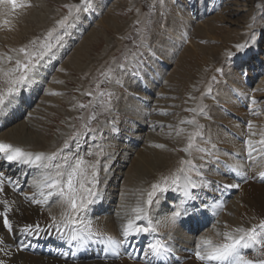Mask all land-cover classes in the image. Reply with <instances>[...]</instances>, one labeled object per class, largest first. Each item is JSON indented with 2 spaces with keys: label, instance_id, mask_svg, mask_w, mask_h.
Listing matches in <instances>:
<instances>
[{
  "label": "rangeland",
  "instance_id": "374dc122",
  "mask_svg": "<svg viewBox=\"0 0 264 264\" xmlns=\"http://www.w3.org/2000/svg\"><path fill=\"white\" fill-rule=\"evenodd\" d=\"M42 1L43 0H31V7L33 6L32 8L34 9H40L39 5ZM44 1H46V4L50 9V21L46 29L42 31L41 22H35L34 26L32 27V30L34 31L32 38L30 40H27V43L22 44L21 46L20 41V43H16V46H28L29 48H32L33 45L31 44V41H33V39L39 38V40H42L47 31L53 26H55L56 21L61 19L64 15H67L68 9L65 7V5L77 3L74 1L72 2L70 0ZM98 2H103L104 6H106L103 12L98 9ZM92 3L95 6V10L97 9L99 12L98 20L92 28L101 31L102 34L95 37L96 40L94 44H91V48L89 49L87 55L79 59V67L74 65L72 68L69 66L66 67L62 65H64L65 60L68 56H72L73 53L75 55L77 51H79L80 47L82 46L80 43L87 36H83L84 38L82 37L83 39L81 41L79 39L76 45H74L73 41L70 42V39L72 38L70 37V34L71 30L73 29L72 23L71 27H69L66 31L61 29L55 34L59 35L61 39L58 43L55 41V39L53 40V43L56 46L52 49V54L50 55V57H46L45 62H42L41 66L39 67V70H43L42 73L50 69L49 72L50 74L52 73L51 76L53 77V79H49L48 76H46L45 81H41L44 77L40 79L37 78L38 76H35V82H40L39 84H37V86H42L40 93L38 92V94H40V97L31 107V110L28 112V114L26 116H23V119H21V121L27 120L28 118H32V115L29 116V114L33 112L34 109H40L43 107V109L41 110V115L38 116L36 114L35 117L38 116L39 120L42 121L40 123L41 128L43 132L50 138V140H53V138H57L58 136H62V138H65L66 140L69 139V137L74 136L76 133H83L78 140L70 141L68 151H72L74 155L83 156L87 162H89L90 159L89 163H94V161L96 162L97 160H99L100 168L102 167V172H104L103 169L107 167L108 160L106 161L104 159H100L98 156L96 157L97 152L103 150L104 154L105 151H107L108 149H112V151L115 153L117 149H119L120 151H124L125 149L126 152L130 150V153L132 154L129 159H127V157L125 159L124 156L122 157V163H126V167L123 166L122 170L126 171L128 165L133 162L134 157L138 154V150H140L136 146H129L131 144V141L133 142L136 139L134 138L136 135H132L133 133H135L136 125L138 126L140 124L139 122H137L138 115L131 114L133 115L131 116L129 113H127L125 107H127V103H133V101H137V104L139 103L137 105L139 108H141L143 104L148 103L147 108L151 109V111L149 112L148 117L149 126H145V128L146 132H148V135L152 134L153 137L156 135V138H153V142L156 139L153 144L155 148L165 147L167 149H170L177 157L180 158V161L191 159L196 166V168L193 169L191 176L193 181L199 184L200 187L196 189H190L191 195H195L193 196L195 197V199H189L187 201L190 203V205H192L193 203L194 205H197L199 209L201 207L205 208L204 205L212 207L215 204L220 205L223 202L225 203L224 208L227 209V207L230 206L232 201L236 199V196L241 193V187L245 188L250 184L263 183L264 181L262 182L261 180H259V175H256L257 172L255 174L254 171L248 169L245 175H238L236 172H234V174H232L233 179L236 180L234 182H237L238 177V182H240L241 185L238 188H232L230 190H227L228 188L224 187L225 183L223 181H220V177L218 175H214V169L217 166L220 167L223 165L230 164V159L226 157L222 158L220 155L224 153L220 152V150H218L216 153V150L212 148L214 147V145L210 137H212V135L214 136L215 134L211 132V128H208V125L211 121L215 124L214 126L216 127L214 128L212 126V128L216 134L219 131H224L221 125L225 128V124L221 122H224L225 120H221V118L226 119L227 116L225 113L222 112L220 119L217 118L216 114H212L213 119H210L208 116L211 115L214 109L213 106L216 104V101H214L215 99L212 98L210 102L212 104L211 105L208 102L210 100H205L204 97L207 94V96L209 97L220 98L222 101H224L222 99L223 95H221L222 93L219 94L218 89L220 88V85L222 83L227 84L225 83L226 79H224L225 74L232 65H235V68H231V73L236 75V70H239L240 72H242V75H245L246 73L244 72V70L256 68V71L259 70V73L257 71V82L259 81L258 86H260L261 89L260 91L257 90V93L255 94H252L253 91H250L249 97L255 98L257 96V101L253 103V101H251L250 99L241 98L242 95L240 91L239 93H236L238 91L235 90V93L237 94L236 96L238 97L235 98L236 100H231L230 103L236 102V104L239 105V103L237 102L241 101L243 107L247 109V111H244L245 114H247L248 112L247 115L250 117L249 119L251 120V115L253 114V112H256V114L262 117L258 124L263 123L264 125V73L261 69V67H264V63L263 60L259 58L260 55L264 56V54L252 52L248 56V58H242L238 55V50L235 47L241 42L245 43L243 40H245L246 38L248 39V37L253 34V30H255V28L258 26L260 27V25L264 21V0H219L217 7L213 9L214 12L210 15H217L219 12L221 14H218L219 20H217V25L220 27V31L217 33L218 37L214 36L213 34H211L210 36H206L197 33L193 36V34H191L192 32H190L189 29L191 31H194V28L197 26L194 27V24L191 23L188 24L189 29H185V26L179 25L181 28H183L182 32L179 31L180 29H176V25L174 24L173 28L169 29V31L174 30V33H165L168 30L167 27L169 26L170 28L169 24H173V22L177 21V23H180L183 21V18L186 17V15L184 16L183 13H185L186 10H193L195 8L194 4L198 6L201 3L211 4L209 0H91V4ZM107 12H109V14L113 16V19L116 18L117 22H111L107 24L101 22L104 18V14ZM15 13L13 14L16 18L22 16L20 14ZM93 13L94 10L81 11L78 16L88 17L92 16ZM54 15L56 16L53 17ZM196 18L197 17H194L192 19H195L194 21L196 24L203 26L202 24L205 22H202L201 20ZM214 19H216V17ZM89 20L92 21L93 18L91 17L89 18ZM169 20L171 21L170 23H168ZM187 22L189 23V21ZM118 24L126 26V30L125 28H122L118 33L116 31V27L112 26ZM238 24H240V26ZM248 25H253V29H245V27H247ZM236 32L238 33L237 37L243 36L241 40L229 43L223 41L232 33ZM161 33H165L164 35L166 36V38H168L167 41L169 43L173 42V45H171L170 47L168 46L166 48H168V50H171L174 46V49L172 51H174L175 55H177V60H171L167 56L164 57L165 53L160 51V46L158 45L159 40L161 39ZM39 40L37 41V45L39 44ZM198 44L206 47L223 46L222 50L220 51L221 60L218 59V63H221L224 54H226L227 52L228 54L233 53L234 55L230 56V58H226V60H224L220 64V66L213 64L216 66L215 68L210 66V64L213 63L214 59L210 58L208 60V62H210L205 63L204 61L198 60L204 57V55H198V57L196 56L194 59L184 61L183 68L180 69L179 67L180 71H182V75L176 74L178 69L172 68L173 66L170 65L171 61L176 63L175 65L177 66V62L182 56L185 47L187 48V51L189 50V48L191 50H195ZM181 46L182 48L179 49V47ZM260 49L264 51V44L262 46L257 43L255 50L259 51ZM7 50L8 51L0 50L1 59H5V54H11V56L17 55V53H15V51L8 46ZM211 51L212 50H209V52ZM133 53H136L135 57H133ZM58 57L60 61L56 63ZM232 57L235 58L233 59ZM14 63L15 61L13 60L11 66L14 65ZM121 63L125 64L126 69L122 70L117 67ZM255 63L257 64V66L255 65ZM5 67L8 68L6 64ZM109 68L113 70L111 76H103L102 73L106 72ZM218 68L222 69V71L217 72L216 69ZM164 69L169 70V72L171 71V75H173V72L176 70V75L174 74L173 78H169L171 75H168L165 77H168L167 80H164L163 74L161 73L162 79H160V81L158 82L156 75H158V73L160 72L165 71ZM203 70L208 72H211L210 70H212V72L215 74L214 76H210L212 78L215 77V80L211 78L212 83H209V86L206 88H204L202 82H200V80L204 81L205 79L200 76V72ZM143 71L145 73H143ZM232 74H229L230 79H232ZM234 79L235 78H233L232 81H234L233 83L236 85ZM116 80H119L120 82L116 83ZM134 80L140 81L143 86V90L141 86L136 87L135 83L133 84ZM49 85H53L52 88ZM155 86L157 89L155 88ZM209 87H211L210 93L208 92ZM255 88H253V90H255ZM147 89H154V94L147 93L146 95L141 96V94H144L143 91ZM249 90L251 89L249 88ZM88 92H91L92 95H87L86 93ZM101 92H103L104 95H100ZM108 93L112 94L111 97H109ZM150 96H152V101L150 100ZM46 98L49 100H46ZM24 99L22 100V102L24 101L26 103ZM148 99L150 101H148ZM109 101L110 107L108 104ZM227 101L228 100H225L221 103L219 102L221 106L219 108H230ZM12 104H15V101ZM81 104L86 105V107H79V105ZM122 105L124 106V108ZM201 105L206 106L203 113H200L199 111ZM9 106L7 108L8 110H11L12 108H9ZM188 109H196V111H188ZM141 110L143 111L142 108ZM93 114L96 115V118L89 120V117ZM241 114H243V112H241ZM205 116L208 117L206 121L203 120ZM193 118L196 121L195 124L187 123V121H190ZM215 118L218 122H220L218 125L216 123ZM182 121H184V123H182ZM84 125H87V127L90 129H96V131L89 132L87 131V129L84 128ZM159 128L162 130L166 128L168 138L161 137V135H158V133H156L159 132ZM138 129L143 131L142 128ZM197 131L201 132L202 135L195 137L193 148L191 149V154L184 152L183 149L188 145L189 136ZM149 132L151 134H149ZM144 135L145 136H143V138L146 137V140H148V135ZM181 135L183 137H181ZM184 137L185 139L183 140ZM216 138L213 139L219 140L222 137L219 136ZM228 138L231 141L234 140L229 135ZM83 139L86 141L84 142ZM160 139H163L161 140L162 142L160 141ZM229 139L227 140L229 141ZM223 141H225V139ZM77 143L78 145L76 146ZM157 145H163L164 147H156ZM223 146L228 149H232L233 147L231 145L229 146L226 141L224 145L222 144L220 146V148H222ZM198 149L203 150L201 151ZM245 151L246 150H244V152ZM81 152H83L84 154L80 155ZM89 152H92L93 154L88 155ZM72 153L68 154V157L72 156ZM116 155L118 159L121 158L119 156L121 155V153L119 154V152H117ZM55 163L57 162L55 161ZM118 163L119 160L116 162L114 161L111 166L108 167V170L112 169L115 171H119ZM246 163L249 164L250 160H247ZM4 164L10 165L7 162H4ZM180 166L181 165L179 162V167ZM53 169L56 171L55 168H52L50 170ZM55 171L50 172L54 174ZM197 171L199 172V175L197 174ZM260 172H262V170ZM111 175L114 176L113 174ZM251 175H255L257 180L249 182ZM19 176L20 173L16 174V177ZM104 177V174H99L100 180ZM122 178H124L125 181L126 176L123 177L122 175ZM112 182L116 181L112 180ZM112 182L109 181V184H111ZM120 183H122L120 180L117 181V185L122 186V195H125L127 190L124 189V184L122 185ZM103 184L104 183L102 181L99 182V184L97 185V191L103 189L104 191L107 190V193L110 194L113 191L112 189H114V184L110 185V187L108 184V186L104 187ZM145 193H147L146 187L142 189L139 196H136V198H139L138 200H136V203H138V201H140L141 204L143 203V201L147 198V195ZM166 194L168 196V201L172 204L166 205L167 210H165L164 216H171V213L176 210L175 206L178 205L180 203V200L184 199V197L183 193L177 192L175 190H169L164 194L158 193V196ZM108 203L105 202V204L103 205L108 206ZM156 203L157 202L150 206L148 211H151L156 205ZM54 204H56L55 201L51 205L53 206ZM103 215L104 214L98 213V216L102 217ZM216 219H218V217ZM218 220H216L217 223H219ZM216 221L215 219L213 220V222L215 223ZM185 224L186 226H188L189 222H186ZM206 229L207 228H205V230ZM188 230L189 227H185L184 232ZM157 233L158 235H160V232ZM148 241L149 238H144V243H142L143 248L141 249L136 248V246L134 249L133 245H131L130 248L127 250L125 257H123L124 250H119L121 258H118L117 261H121L124 259L135 260L136 262H143L145 259L144 248L148 244ZM129 253H131V256L129 255ZM243 254L247 255L249 258L256 259L257 254L263 256L264 252L260 251V253H257L255 250L249 248L244 250Z\"/></svg>",
  "mask_w": 264,
  "mask_h": 264
},
{
  "label": "bare ground",
  "instance_id": "6f19581e",
  "mask_svg": "<svg viewBox=\"0 0 264 264\" xmlns=\"http://www.w3.org/2000/svg\"><path fill=\"white\" fill-rule=\"evenodd\" d=\"M70 1L72 2L74 1L77 3L79 2V0H70ZM187 2H190V1H187ZM209 2L211 4L201 3L199 6L194 4L195 8L193 10L192 9L186 10V12L183 13L184 16L186 15V17L183 18V21L180 23H177L178 22L177 21V22H173V24H169L170 28L168 26L167 27L168 30L165 33L171 32L173 34L174 30L169 31V29H172L174 24L176 25V29H180L181 28L180 26H185V29H189L188 24L191 23V24H194L193 25L194 27L197 26L194 28V31L193 30L191 31L189 29V31L192 32L191 34H193V36L197 33V34H202L206 36H210L211 34H213L214 36L218 37L217 33L220 31V27L217 25V22H218L217 20H219L218 14H220V12L217 15L215 14L216 16L215 15L210 16V15L214 12L213 9L217 7L219 0H209ZM40 3H41L39 5L40 9H34L32 8L33 7L32 6V7L23 9V10L16 11L17 13L15 14L22 15L18 18H16L14 14H8L10 11V5L9 6L0 5V50L8 51L7 46L12 48L13 50H16L22 44L27 43V40H30L33 36L34 31L32 30V27L34 26V23L37 21L41 22L42 31L46 29L50 21L49 20L50 18L49 10L50 9L48 8L46 1L43 0ZM97 6L101 12H103L106 8L103 2L102 3L98 2ZM91 10L92 11L94 10V13L92 16H88V17L78 16V18L75 21H73L75 23L72 22L73 29L71 30V34H70V37H72L70 39V42L73 41L74 45H76L79 39L81 41L84 37L86 36L87 37L83 39L82 42L80 43L82 46L80 47L79 51H77L75 55L73 53V55L70 56L71 58L68 56L65 60L64 65L62 66H66V67L69 66L72 68L74 65H76L79 67V64H80L78 62L79 59L87 55L89 49L91 48V44H94L96 40L95 37L102 34L101 31L92 28L94 24L96 23V21L98 20V16H99V12L97 9L95 10V6L93 3L88 7V11H91ZM190 13H191V16H190ZM55 16L56 15H54L53 17ZM214 16L216 17V19H214L215 18ZM91 17L93 18L92 21L89 20V18ZM103 17H101L103 18L101 22L105 24L111 23V22H117V19L116 18L113 19V16H111L109 12L105 13ZM194 17H197L196 19H199L202 22H205L202 24L203 26L196 24L194 21L195 19H192ZM5 19H7L10 22L8 25H4L2 23V21ZM187 21H189V23ZM170 22L171 21L169 20L168 23ZM197 22H200V21H197ZM238 25L240 26V24ZM112 26L116 27V31L118 33L120 32L122 28H125V30L127 28L126 26H123L120 24L112 25ZM253 27H254L253 25H251V27L248 25L247 27H245V29L250 30V29H253ZM263 28H264V21L262 22L260 27L258 26L255 28V30H253V32L256 33L255 41L250 40L251 36H249L248 39L246 38L245 40H243L244 42L246 41L248 42V47L243 49L242 51L238 50L239 56H241L242 58H248V56L252 52L264 54V51L262 49H260L259 51L255 50L257 43H259L262 46L264 44V29ZM165 33L160 34L161 39L159 38L160 40H159V45H158L160 46V51L165 53L164 57L167 56L171 60H177L176 59L177 55H175V52L172 51L174 49V46L173 48L171 47L172 48L171 50H168V48H166L168 46L170 47L171 45H173V42L169 43L167 41L168 38H166V36L164 35ZM237 34H238L237 32L232 33L230 36L225 38L223 41L226 43H229V42H235L237 40H241L243 36L237 37ZM16 43H20V46L19 45H18L19 47L16 46ZM240 44H243V43L241 42ZM180 48L182 47H179V49ZM222 48L223 46H220V47L207 46L206 47V46L198 44L195 50H191L189 48V50L187 51V48L185 47V50L182 56L181 57L179 56L180 58L177 62L178 65L176 66L175 65L176 63L172 61L170 63V65L173 66L172 67L173 69H178L177 73L175 70L173 72V75H171L172 74L171 71L169 72V70L164 69L165 71L158 73V75H156V78L158 79V82H159L160 79H162L161 73L163 74L164 80H167L168 77L167 78L165 77L168 75H171L169 78H173L175 73L178 75L179 74L182 75V71H180V69L183 68L184 61L194 59L196 56L198 57V55H201V56L204 55V57H202L201 59H198L199 61L201 60L206 63L208 62L210 58H212L214 59V61L212 60L213 63L210 64V66L214 68L216 66L213 64L220 66V64L224 60H226V58H230L227 52L226 54H224V57L222 56L223 60L221 61V63L217 62L218 59H220V56H221L220 51L222 50ZM209 50H212V51L209 52ZM232 58L234 59L235 57H232ZM259 58L263 60V63H264V56L260 55ZM58 61H60L59 57L57 58L56 63ZM229 62H232V61H229ZM0 63H1L0 67L6 68L5 64L7 65V67H10L12 61H7L6 58L5 59L0 58ZM255 65L257 66L256 63ZM231 68H235V65H232L227 71V73L225 74L224 79H226L225 83L227 84L222 83L220 85V88L218 89L219 94L222 93L221 95H223L222 99L224 101L228 100L227 102L230 108L220 109L219 108L221 107L220 103L224 102L220 98L209 97L207 96V94L204 97L205 100L206 99L210 100L208 101L209 103L211 102L212 98H214L215 99L214 101H216V104L213 106L214 109L211 115L208 116L210 119H213L212 114L214 115L216 114L217 118L220 119L222 112L225 113L227 116L226 119L221 118V120H225L224 122H221V123L225 124L226 129L221 125L224 131H219V132L216 131L217 134L214 132L212 128V126L214 128L216 127L214 126L215 124L212 121L209 122L208 128H211V132L215 134L214 136L211 134L212 139L210 138L213 141V145H214V147L212 148L216 150V153L218 150H220V152H223L224 154L220 155L222 158L226 157L228 159H232L233 161L231 165H235L237 163L242 165L243 173H246L248 169H250L251 171H254V173H255V170L260 172V170H264V156H261L260 154H255L256 159L251 160L250 163L249 164L246 163V165L242 164L241 161L243 160L245 162L247 161V156L244 159L242 158V156L246 153V151L244 152V150H246L245 140L249 137V130L247 128V122L248 121L253 122L252 131L257 133V135L253 136L252 139L259 140L260 139L259 134L262 131H264L263 123L258 124V122L262 119V117H260L258 114L253 112V114L251 115V120H250L249 119L250 117L247 115L248 112L247 114H245V111H247V109L243 107L241 101L237 102L239 103V105L236 104V102L230 103L231 100H236L235 98L238 97L236 96L237 95L236 93H239V91L242 95L241 98L250 99L251 101H253V97H249L250 91H253L252 94H255L257 93V90L260 91L261 89L260 86H258L259 81L257 82L259 70H257L258 73L256 71V68L244 70V72L246 73L245 75L244 74L242 75V72H240L239 70H236V73H237L236 75V74L231 73L232 72ZM261 69L264 73V67H261ZM49 71L50 69L42 73L43 70L38 69V75H36V77L38 76L37 78H40V79L44 77L41 81H45L46 76H48L49 79H53V77L51 76L52 73L50 74ZM210 71L211 72L203 70L200 72V76L202 78H205L204 81L200 80L204 88L208 87L209 83H212V79H211L212 77L210 76L215 75L212 72V70ZM143 73L145 72L143 71ZM229 74L233 75V76L231 75L232 79L235 78L234 80H235L236 85L233 83L234 81H232V79L229 78ZM241 75H242V78H241ZM35 80L36 79H34V82L31 85H28L25 88H23L21 92L17 95L15 104H10L9 106V108H12L11 110H8L7 108L3 112H0V141L12 143L14 145L20 146L32 152L50 153V152L56 151L58 148H61V146L63 145L65 141V138H62V136H58L57 138H53V140H50V138L43 132L41 125H40L42 121L39 120L38 118V116L41 115L42 113L41 110L43 109V107L40 109H34L33 112L29 114V116L32 115V118H28L27 120L21 121V119H23V116H26L28 114V112L31 110V107L35 104V102L40 97V94H38V92L40 93L42 86H37V84H39L40 82L37 83L35 82ZM134 83L136 87L141 86L143 90V86L140 83V81L134 80L133 84ZM1 86L5 87L6 85H3V82L0 81V87ZM249 88L251 90H249ZM253 88H255V90H253ZM154 89L152 90L147 89L143 91L144 94H141V96H144L147 93L154 94ZM235 90H237L238 92L235 93ZM205 92H206V89H205ZM263 92H264V89H263ZM23 99L26 101V103L24 101L22 102ZM254 99H257V96ZM46 100H49V99L46 98ZM150 100L152 101V96H150ZM150 100L148 99V101ZM127 104L128 105L127 107H125L126 108L125 110H127V113H129L130 115L131 114L138 115L137 122H139L140 124L138 126L136 125L135 133H133L132 135V136L136 135L134 137L136 139L133 142L131 141V144L129 146H132V147L136 146L140 150H138L137 156H135L133 159V162L130 165H128L126 171L122 170L123 166L126 165V163H122L123 162L122 157L124 156L125 159L126 157L127 159H129L132 154L130 153V150L126 152L125 149L124 151H120L119 149H117L116 153L117 152H119V154L121 153V155H119L121 157L120 159L116 157L117 155L115 152L112 151V149H108L107 151H105L104 154L98 156L102 160L103 159L106 161L108 160L107 167L103 169L104 172H102V167L99 170V174L105 175V177L102 178L100 181L104 183L103 184L104 187L108 185L110 187V185L114 184V189H112L113 190L112 191L113 193L111 192L112 194L111 193L108 194L107 190L106 191H104L103 189L99 190L98 198H96V202L89 206V210L85 214V218L92 222V227L94 230L103 231L105 233L110 234L113 237H116L117 239H123L121 232H120L122 228L121 224H125L127 220L134 215L132 210L133 208L137 206L136 200L139 199V198H136V196L140 195L144 187H146L147 190H150L151 184L159 180L161 176H167L175 172V170L179 168V162H180V158L177 157L170 149H167L165 147L155 148V146L153 145L154 142L156 141L155 139L153 142V138L156 135L153 137V135L150 132L149 134L151 135H148V132H146V128H145V126L146 127L149 126L148 117H149V112L151 111V109L147 108L148 103L143 104V106L141 107L143 111L141 110V108L137 106L139 104V103L137 104V101H133V103L129 102ZM240 106L243 107L244 109L241 108ZM211 109H212V106H211ZM241 112H243V114H241ZM36 114L38 115L37 117H35ZM208 117L205 116L203 120L206 121ZM210 123H213V124H210ZM216 123L218 125L220 122H218L216 119ZM138 128H142L143 131L139 130ZM163 130L159 128V132H156V133H158V135H161V137L168 138V135L166 133V128ZM144 134L149 136V137L147 136V138H149L148 140H146V137L143 138V136H145ZM227 134L230 137H232L234 140L231 141L228 138ZM219 136H221L223 140L225 139V141L227 142L229 146L231 145L234 148L232 147V149H228V148H225L224 146L220 148L222 144L223 145L225 144V141H223L222 138L219 140L213 139ZM181 137L183 136L181 135ZM185 137L183 138V140L185 139ZM227 139H229V141ZM161 140L163 139H160V141ZM83 141L85 142L86 140L83 139ZM205 141H208V140H205ZM78 143L76 144V146L78 145ZM68 150L69 149H65L64 155L68 156V154L72 153V151H68ZM82 154L84 153L81 152L80 155ZM73 155L74 154L72 153V156ZM118 160H119V163H118L119 171H115L112 169L108 170V167L111 166V164L114 161L116 162ZM56 162L58 164H63V160L60 159L59 157L57 158ZM89 162H90V159H89ZM108 162H111V163H108ZM229 166H220V167L217 166L214 169L215 170L214 173L218 174L219 172H221L220 181H223L225 185L238 184L240 186L241 184L240 182L238 183V180H239L238 177H237V182H234L236 180L233 179L232 174H234L235 171H233L232 168ZM0 171L4 172L5 178H6L4 191L0 193V201L7 199L9 202H11L13 211L9 213V218L12 220L15 226V229H16L12 233H9L6 229L3 228L2 218H0V241H2L0 242V248H3L6 251L10 252V255H5L4 251H0V259H4L7 262V264H147L146 259H144L143 262H136L135 260H124V259L121 261H117L118 258H121V257L119 255L113 256L111 253H107L104 249V245L100 243L89 242L88 244L82 247H76L75 242H73L72 244H69L66 239L61 238V236L56 232L55 229H48L46 231L41 232L39 235H31V236H28L24 234L23 232L19 231L18 229H20L23 225L36 224L37 222L41 225L42 228H45L47 225L51 224L53 216L56 217L57 220L60 219L61 213L65 210L66 206L61 204L60 199L58 197H53L44 203L32 202L31 198L33 194H35L36 200L43 199L38 194V188L36 184H34V181L38 180L41 177L42 175L41 173L44 170H37L35 168H30L28 166H20L15 163H12L10 165H5L4 161L1 160L0 161ZM49 171H55V170L53 169ZM18 173H20V176L16 177V174ZM111 174H113L114 176H112ZM122 175L123 177L126 176L125 181H124V178H122ZM252 176H254L252 181L257 180L255 175H252ZM112 180L116 182H112ZM119 180L122 182L120 184L122 185L124 184L123 187H125L124 189L127 190L126 192L127 195L125 194L126 196L122 195L121 193L122 186L117 185V181ZM109 181H111L112 183L109 184ZM250 181L251 179L249 180V182ZM261 181H264V179H261ZM230 189L232 188H228L227 190H230ZM241 189H242L241 193L236 196V199L232 201V203L230 204L229 207H227V209L224 208L225 203L223 202L222 204H220L221 207H215L216 205L215 204L212 207L207 206L206 210H204L203 207L197 210L198 208L197 205H194L193 203L192 205H190V203L187 202L184 205V208L187 209V214L182 215L180 218H178L175 224H172L169 221L168 218L170 216L168 215L164 216L165 210H167L166 205L168 204L170 205L172 203L168 201L167 194L159 195L158 202L156 203V205L151 211H148V214L153 224L157 227V232H160V235H158V233H155V234L142 235L139 237H130L129 244L121 246L120 248L125 251L123 254V257H125L127 250L128 248H130L131 245H135L136 248L141 249L143 248L142 243H144V238L147 237L149 238V241H150L153 235H155L165 240L169 244V247L171 248V252L169 253V255L165 258H160V260L158 261V264H203L202 261L197 260L195 257L197 243L200 241L201 237L208 238L212 240L213 243H220V242H223L224 240L223 233L225 231H231L232 229L241 227V226L248 228L255 224H258L261 219H264V182L260 184L259 183L250 184L249 186L245 188L241 187ZM180 193H183V192H180ZM239 195H240V198H239ZM191 196H195V195H191ZM54 201L56 202V204L52 206L51 204L54 203ZM105 202L106 203L109 202L108 203L109 205L104 206L103 204H105ZM2 210H3L2 207H0V211ZM98 213L104 214L105 217L104 215L102 217L98 216ZM217 217L219 220L216 219ZM193 218L196 219V221L194 220L195 223L197 222L196 228L194 229L193 227H190L189 231L184 232L180 228V225H182V222L184 220H189L194 226L195 224L191 220ZM214 219L215 221L218 220L219 223H217V221H216L217 224L213 222ZM205 227H208L206 230H204L205 232H200ZM197 233H200V235H198ZM134 238H136L135 241H134ZM261 252H264V250H261ZM63 253H69V255L64 256ZM256 256H257L256 259L264 258V255L260 256L257 254Z\"/></svg>",
  "mask_w": 264,
  "mask_h": 264
},
{
  "label": "snow or ice",
  "instance_id": "6c2138e0",
  "mask_svg": "<svg viewBox=\"0 0 264 264\" xmlns=\"http://www.w3.org/2000/svg\"><path fill=\"white\" fill-rule=\"evenodd\" d=\"M90 4L91 0H79L78 3L65 5L68 9L67 15L57 20L55 26L47 31L42 40L35 38L31 41L33 45L32 48L22 46L14 50L17 53L16 56L5 54L7 61L14 60L15 63L8 68L0 67V81L6 85L5 87H0V112H3L15 101V98L23 88L34 82L42 62H45L46 57H50L52 49L56 46L53 40L55 39L58 43L61 39L59 35L55 34L61 29L66 31L71 27V23L78 18L79 13L81 11H87ZM0 5H10L8 14H13L17 10L31 7V0H0ZM2 23L8 25L10 22L5 19ZM255 39V32H253L250 40L255 41ZM38 40L39 44L37 45ZM235 47L237 50L242 51L248 47V42L237 44ZM228 55L232 56L234 54L229 53ZM135 56L136 53H133V57ZM117 67L122 70L126 69L123 63L119 64ZM112 71L113 70L109 68L106 72L102 73V75L110 77ZM216 71L220 72L222 69L218 68ZM212 79L215 80V77ZM119 82V80H116V83ZM208 92H211V87L208 88ZM86 94L89 96L92 95L91 92ZM100 95H104V93L101 92ZM108 95L111 97L112 94L108 93ZM253 103H255L254 98ZM108 104L110 107V101ZM79 107L84 108L86 105L81 104ZM205 107L206 106L203 105L200 106V113L204 112ZM188 111L195 112L196 109H188ZM95 118L96 115L93 114L89 117V120ZM182 123H184V121H182ZM187 123L195 124L196 121L193 118L187 121ZM84 128L89 132L96 131V129L88 128L87 125H84ZM247 128L249 130V137L245 140L246 155L247 159L251 161L256 159L255 154L257 153L264 156V131L259 134V140H253L252 137L257 135V133L252 131V121L247 122ZM82 134L83 133H76L74 136L69 137V139L64 141L61 148L50 153L32 152L12 143L0 141V160L9 164L15 163L20 166L44 170L41 177L34 181V184H36L38 188V194L43 199L36 200L35 194H33L31 198L32 202L44 203L53 197H58L61 204L66 206L65 210L61 213L60 219L57 220V218L53 216L51 224L47 225L45 228H42L37 222L36 224H25L18 229L19 231L31 236L39 235L41 232L48 229H55L61 238L66 239L69 244L75 242L76 247H82L89 242L100 243L104 245V249L107 253L118 256L121 246L129 244L130 237L157 233V227L149 218L148 209L155 202H158V193L164 194L169 190L183 192L184 199L180 200V203L175 206L176 210L173 211L168 218L172 224H175L182 215L187 214V209L184 208V205L189 199H195V197L191 196L189 190L200 187L199 184L193 181L191 176L193 169L196 168L191 159L181 160V166L177 168L175 172L167 176H161L159 180L151 184L150 190H147L146 193L147 198L142 204L138 201L137 206L132 210L134 215L122 225L121 235L123 239H117L103 231L94 230L92 222L85 218V214L88 212L89 206L94 204L96 198H98L97 185L100 182V162L97 160L94 163H89L83 156L73 155L72 157H68L64 155L65 149H68L70 146V141L78 140ZM200 135H202V133L199 131L191 134L189 136L188 145L183 151L191 154L195 137ZM157 147L164 146L157 145ZM198 150L202 151L203 149ZM92 154V152L88 153V155ZM102 154L103 150L96 153L97 156ZM58 157L63 160V164L55 163ZM229 167L238 175H244L242 165L239 163L230 165ZM52 168L56 169L54 174L49 171ZM197 174L199 175L198 171ZM258 175L261 179H264V171L260 172ZM5 181V174L3 171H0V193L4 191ZM224 187L238 188L239 185L228 184ZM204 206L207 207V205ZM0 207L3 209L0 211L2 226L9 233H12L16 230L12 220L9 218V213L13 211L12 204L5 199L0 201ZM215 207H221V205H215ZM223 237L224 240L220 243H213L212 240L201 237L195 251L196 259L202 261L203 264H264V258L252 259L243 254L244 250L249 248L255 250L257 253L264 250V219H261L258 224L248 228L241 226L231 231H225ZM133 248L135 249V245H133ZM0 251H4L5 255H10V252L3 248H0ZM170 252L171 248L169 244L158 236L153 235L144 249V257L147 260V264H158L160 258L167 257ZM63 255L68 256L69 253H63ZM129 255L131 256V253H129ZM0 264H7V262L4 259H0Z\"/></svg>",
  "mask_w": 264,
  "mask_h": 264
}]
</instances>
